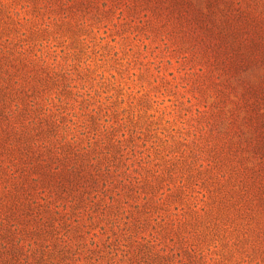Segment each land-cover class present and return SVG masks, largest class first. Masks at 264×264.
Segmentation results:
<instances>
[{
	"label": "rangeland",
	"instance_id": "obj_1",
	"mask_svg": "<svg viewBox=\"0 0 264 264\" xmlns=\"http://www.w3.org/2000/svg\"><path fill=\"white\" fill-rule=\"evenodd\" d=\"M212 2L218 22L235 13L230 2L264 19V0ZM198 6L206 12V0H0V66L18 68L9 85L18 89L16 100L8 112L19 117L27 103L35 109L29 118L54 121L55 128L47 122L42 127L88 162L110 160L108 187L103 178L85 194L79 188L83 202L77 209L72 199L77 191H33L37 219L21 224L14 183L19 166L11 175L6 156L10 174L0 175V264H134L151 234L150 224L137 234L132 230L143 194L137 198L134 187L129 199L119 198L135 177L163 175L159 193L168 186L175 190L178 164L186 171L187 191L196 202L201 199L195 191L206 192L202 182L194 187L189 176L197 168L193 160L202 138L225 130L224 121L212 117L215 102L221 96L227 102L241 98L245 86L259 83L264 64L232 71L247 65L233 51L223 52L219 38H207L195 18ZM18 155L17 149L12 157ZM35 178L30 175L28 182ZM7 224L10 233L4 235Z\"/></svg>",
	"mask_w": 264,
	"mask_h": 264
},
{
	"label": "trees",
	"instance_id": "obj_2",
	"mask_svg": "<svg viewBox=\"0 0 264 264\" xmlns=\"http://www.w3.org/2000/svg\"><path fill=\"white\" fill-rule=\"evenodd\" d=\"M224 5L227 8L226 1ZM231 5L235 13L229 11L230 15L218 22L214 3L206 0V12L198 6L195 18L209 40L219 38L221 45L219 41L218 45L224 47L223 52L233 51L247 65L232 66V71L241 68L244 71L257 62L264 64V19L244 11L239 3L236 7L228 3ZM188 6L194 8L191 4ZM17 69L16 66H0V175L10 174V169L4 165L6 158L12 166L11 175L19 166V180L14 183L19 187V191L16 189L19 222L24 224L37 219L35 191L51 188L49 192L57 191V195L58 191L68 194L77 191L76 196H72L77 209L79 202H83L78 198L79 188H84L85 194V190L92 189L103 178L105 188L108 187L105 178L110 172V160L103 156L102 163L88 162L84 154L56 138L51 130L55 128L54 121L29 118L28 112L31 115L35 109L28 108L27 103L19 110V117L14 116L15 112L9 113V104L15 99L12 95H17L18 90L13 91L9 85ZM259 79L256 86H245L242 97L236 101L227 102L229 100L221 96L215 102L212 117L224 121L225 130L209 132L198 144V158L193 160L197 168H193L189 176V179L195 178L194 187L202 182L206 190L202 194L195 191L201 195L198 202L196 196L187 191L183 178L186 171L182 172L183 167L178 164L175 168L179 185L173 186L175 190L166 184V192L159 193L163 183V175L159 174L150 178L135 177L130 186L123 185L120 201L129 199L134 187L137 198L143 194L145 200L142 210L132 218L134 234L145 225H151L147 249L143 254L138 252L140 257L134 264H264V112H260V102L264 103V74ZM249 96L254 100H248ZM46 122L51 129L42 127ZM38 133L43 134L40 140L36 139ZM17 149L18 157H12ZM13 158L16 161L12 163ZM193 162L186 165L194 167ZM30 175H36L32 182H28ZM199 203H202L200 207ZM174 204H177L174 212L159 214L162 207L170 210ZM103 206L110 208L106 202ZM10 228L8 225L4 235L10 233ZM2 243L6 251L8 242ZM22 248L19 245V255Z\"/></svg>",
	"mask_w": 264,
	"mask_h": 264
}]
</instances>
